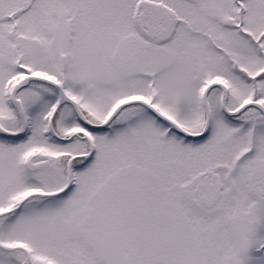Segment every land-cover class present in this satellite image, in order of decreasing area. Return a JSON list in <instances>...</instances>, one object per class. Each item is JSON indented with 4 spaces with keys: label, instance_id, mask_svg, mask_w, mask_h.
<instances>
[{
    "label": "snow or ice",
    "instance_id": "1",
    "mask_svg": "<svg viewBox=\"0 0 264 264\" xmlns=\"http://www.w3.org/2000/svg\"><path fill=\"white\" fill-rule=\"evenodd\" d=\"M0 264H264V0H0Z\"/></svg>",
    "mask_w": 264,
    "mask_h": 264
}]
</instances>
